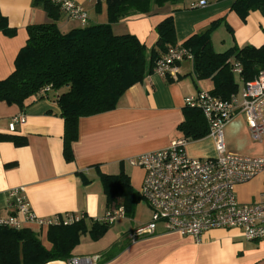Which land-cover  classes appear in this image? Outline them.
I'll use <instances>...</instances> for the list:
<instances>
[{"label":"crops","instance_id":"crops-1","mask_svg":"<svg viewBox=\"0 0 264 264\" xmlns=\"http://www.w3.org/2000/svg\"><path fill=\"white\" fill-rule=\"evenodd\" d=\"M77 0L88 15L86 23L60 15L56 24L66 33L88 24L106 23L105 1ZM205 1L200 6L199 2ZM235 0H182L178 5L152 7L149 14L134 15L112 25L116 35L130 34L147 50L155 47V27L172 15L176 40L183 44L194 34L209 30L212 49L225 52L233 47L264 44V16L259 11L250 12L245 20L233 10ZM0 14L6 20L0 29V80L14 70V60L27 40V27L50 21L42 6L33 0H0ZM217 41V45H214ZM218 47V50H215ZM176 78L160 76L152 71L142 81L132 85L109 111L80 117L78 136L72 142L73 160L63 156L64 121L58 104L50 97L35 100L24 109L0 101V218L16 216L22 228L40 233L42 244L50 248L46 232L35 222H27L17 214L14 201L8 192L22 188L19 193L37 218L84 215L86 223L102 218L110 206L107 204L101 174L125 173L132 187L134 200L127 218L130 228L123 238L92 246L101 239L83 241L73 251V256L87 257L89 264H264V240L246 241L238 228L212 229L196 242L176 233H157L140 238L134 243L128 234L150 220L147 205L136 199L141 187L144 170L131 166L129 159L150 151L168 147L171 142L184 139L178 125L184 120V99L198 91L212 89L210 80H197L192 62L184 60L178 65ZM235 79L239 72L234 71ZM24 113L26 120L9 129L13 116ZM5 136L23 140L17 144ZM229 138H245L249 142L247 125L242 115L235 117L224 130L227 151L255 156L242 140L241 152L229 149ZM18 140V141H19ZM237 148V147H236ZM186 153L191 157L215 155L214 140L210 136L187 141ZM238 202L248 204L259 199L264 192V170L252 180L235 188ZM85 238V237H84ZM123 242L124 248L111 259L104 254L115 243ZM46 264H68V261H51Z\"/></svg>","mask_w":264,"mask_h":264},{"label":"trees","instance_id":"trees-1","mask_svg":"<svg viewBox=\"0 0 264 264\" xmlns=\"http://www.w3.org/2000/svg\"><path fill=\"white\" fill-rule=\"evenodd\" d=\"M103 1L108 18L106 23L88 24L63 33L56 24L61 15L58 6L52 0H33L34 5L43 7L50 21L27 27V40L15 57L13 72L0 80V101L7 104L24 109L43 97H50L58 104L64 121L63 156L67 162L73 160L72 142L78 136L79 118L114 109L132 85L152 73L155 62L167 47L177 44L172 15L155 27L158 38L150 50L130 34H114L112 25L134 15L149 14L153 6L178 5L182 0ZM232 10L243 20L253 11L264 16V0H235ZM214 25L206 32L192 35L182 45L193 55L195 78L210 80L212 89L209 92L221 99H229L238 88L233 72L236 64L241 69L238 77L244 83L264 70V44L215 52L210 40ZM5 27L6 20L0 14V29ZM46 87L49 90L41 93ZM178 130L186 141L200 140L208 135L202 112L186 106ZM5 138L23 143L14 136ZM100 180L108 206H122L127 216L134 200L128 176L123 172L101 174ZM109 225L97 221L88 225L84 217L71 224L50 225L46 232L50 248L42 244L39 232L0 226V264L68 261L81 236L88 234L91 240L97 241L105 235ZM124 246L121 241L115 243L106 251L104 259H111Z\"/></svg>","mask_w":264,"mask_h":264},{"label":"built area","instance_id":"built-area-1","mask_svg":"<svg viewBox=\"0 0 264 264\" xmlns=\"http://www.w3.org/2000/svg\"><path fill=\"white\" fill-rule=\"evenodd\" d=\"M61 14L68 19L86 23L88 15L77 0H52ZM199 5H205L200 1ZM184 60L193 61L191 51L182 44L167 47L155 62L153 72L160 76L176 78L178 64ZM234 71L240 73L239 65ZM48 87L41 90L47 92ZM243 100L240 103L232 95L229 99L213 96L209 91H198L184 99V105L199 109L208 126V136L214 140L215 155L191 157L185 151L187 141L179 139L164 149L150 151L129 159L131 166L141 167L145 174L137 193L150 209V220L128 234L130 243L153 235L161 229L164 233L188 236L199 242L202 235L212 229L238 228L246 241L264 240V192L255 202H238L235 188L252 180L264 170L263 156H248L227 151L224 141L225 127L238 115L245 119L252 142L264 144V70L251 81L244 83ZM26 120L24 113L13 116L9 129ZM22 188L13 189L8 196L14 201L17 214L27 222L48 227L55 224H71L84 217L54 216L37 218L25 200L19 196ZM125 216L124 208L111 207L106 214L95 221L111 224ZM22 221L16 216L0 218V226L22 228ZM87 257L73 256L68 264H89Z\"/></svg>","mask_w":264,"mask_h":264},{"label":"rangeland","instance_id":"rangeland-1","mask_svg":"<svg viewBox=\"0 0 264 264\" xmlns=\"http://www.w3.org/2000/svg\"><path fill=\"white\" fill-rule=\"evenodd\" d=\"M214 45H217V41H215ZM215 50H218V47H215ZM236 80L238 81V88H237V91L235 93V96L237 97L238 101L241 103L243 100L242 95H243L244 82L238 77V75L236 76ZM242 140L245 142L246 148L248 150L254 149L255 156H263L264 157V144H257V143H254L252 141L249 142L245 138H241V139L240 138H229L226 141H227V145H228L229 149L237 150V151L241 152V149H239L238 146L239 145L241 146ZM127 218L126 219L125 218H117L113 223H111L109 225V228H108L107 232L105 233V235L100 238L101 243H99L98 245L92 246V247L93 248H99L103 243H106V242L111 241V240L123 238L125 232L130 228V223L128 222ZM82 240L85 241V243H86V241L91 242L88 234L83 235ZM91 243H92V245H94L93 243H95V242H91Z\"/></svg>","mask_w":264,"mask_h":264}]
</instances>
